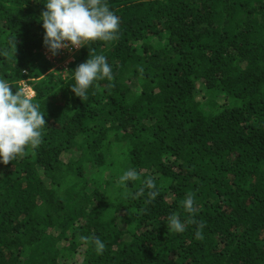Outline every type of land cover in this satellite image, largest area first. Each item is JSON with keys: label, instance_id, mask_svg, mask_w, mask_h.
Segmentation results:
<instances>
[{"label": "trees", "instance_id": "trees-1", "mask_svg": "<svg viewBox=\"0 0 264 264\" xmlns=\"http://www.w3.org/2000/svg\"><path fill=\"white\" fill-rule=\"evenodd\" d=\"M105 2L118 34L62 70L43 3L0 0V78L26 81L46 121L37 148L0 163V264H264V0ZM97 55L113 79L81 100L74 70ZM148 177L157 197L132 198Z\"/></svg>", "mask_w": 264, "mask_h": 264}, {"label": "clouds", "instance_id": "clouds-1", "mask_svg": "<svg viewBox=\"0 0 264 264\" xmlns=\"http://www.w3.org/2000/svg\"><path fill=\"white\" fill-rule=\"evenodd\" d=\"M40 2L44 5V10L38 18L44 29L43 44L53 56L58 55L63 49L87 47L90 42L111 41L118 34L120 18L105 0H40ZM12 43L16 51L15 40ZM104 79H113V70L105 56L97 55L78 65L74 70L75 83L70 88L82 100L88 95L94 81ZM32 92L33 94H30L24 88L14 89L6 78H0V163L13 162L21 157L29 146L35 149L42 143L46 121L38 105L33 103L32 97L35 93L33 90ZM139 178L138 171L129 168L120 176L119 183L127 188L128 182ZM146 189L147 202L151 203L158 195L152 177L145 179L144 186L138 192L129 195L132 198L145 195ZM182 203L187 213H194L195 202L191 194H188ZM165 224L168 232L185 231V223L176 213L170 214ZM196 235L197 238L200 237L199 230ZM81 239L86 245L93 246L98 255L103 254L106 245L98 236Z\"/></svg>", "mask_w": 264, "mask_h": 264}, {"label": "rangeland", "instance_id": "rangeland-1", "mask_svg": "<svg viewBox=\"0 0 264 264\" xmlns=\"http://www.w3.org/2000/svg\"><path fill=\"white\" fill-rule=\"evenodd\" d=\"M65 50L69 51L68 49H65ZM67 51L62 50L58 55L53 56L48 51V49H45L46 56H48L50 60L54 62L53 69L60 68L62 70H65L69 62L73 61V58H74L73 53L71 54V53H68ZM22 88H24L30 94H33L32 90H30V87L26 84V81L22 82Z\"/></svg>", "mask_w": 264, "mask_h": 264}, {"label": "built area", "instance_id": "built-area-1", "mask_svg": "<svg viewBox=\"0 0 264 264\" xmlns=\"http://www.w3.org/2000/svg\"><path fill=\"white\" fill-rule=\"evenodd\" d=\"M64 51H67V50H65V49H63ZM69 50V49H68ZM78 49H74V50H69V51H67L68 53H73V55H74V53L77 51ZM73 51V52H72ZM74 59V58H73Z\"/></svg>", "mask_w": 264, "mask_h": 264}]
</instances>
